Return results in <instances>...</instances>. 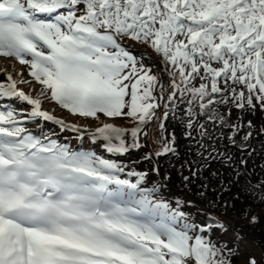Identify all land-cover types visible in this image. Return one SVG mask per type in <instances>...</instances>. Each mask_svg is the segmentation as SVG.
I'll use <instances>...</instances> for the list:
<instances>
[{
  "label": "snow or ice",
  "instance_id": "obj_1",
  "mask_svg": "<svg viewBox=\"0 0 264 264\" xmlns=\"http://www.w3.org/2000/svg\"><path fill=\"white\" fill-rule=\"evenodd\" d=\"M0 58V264H264V0H0Z\"/></svg>",
  "mask_w": 264,
  "mask_h": 264
},
{
  "label": "rangeland",
  "instance_id": "obj_2",
  "mask_svg": "<svg viewBox=\"0 0 264 264\" xmlns=\"http://www.w3.org/2000/svg\"><path fill=\"white\" fill-rule=\"evenodd\" d=\"M136 50H138V51H140V49L139 48H136ZM0 67H2V68H5V67H7V68H11V64L9 63V61H7V60H4L3 58H0ZM16 69L17 70H19V69H21L22 68V66H19V65H17L16 64ZM14 75H15V73H14ZM25 75H27V73L25 72ZM25 90H27V89H25ZM55 106L54 105H51V104H46L45 105V108H48V109H52V108H54ZM58 107H55V114L57 115V116H59V117H65V118H67L68 120H69V122H71V123H73V122H75V123H79V124H81V125H84V124H87L88 122L87 121H84V120H82V119H80V120H77L76 118H74V117H70V116H68V114L66 113V112H64V111H62V110H60L59 108L57 109ZM49 125H51L50 126V128H48V129H45L47 132H50V130L53 128V126L54 125H52V124H50L49 123ZM89 126H91V125H89ZM72 146L73 147H76L77 145H76V142H74V144H72ZM86 147H87V145H86ZM257 148L259 149L260 148V145L259 144H257ZM147 150V149H146ZM145 150V151H146ZM141 153H143V152H141ZM114 157H111V159H113ZM119 159H121V157H118ZM124 159V158H123ZM136 159H137V157H136ZM257 160H259V157H257L256 158ZM260 163H264V161H259ZM121 163H125L124 161H121ZM254 163H255V161H254ZM165 167L167 166L166 164L164 165ZM136 168H137V170H148L150 167H151V164H147V165H143V164H140V165H137V166H135ZM165 191H167V190H165ZM257 212H259V209H257ZM253 236H254V241H253V243L252 244H250L249 246H248V248H249V252H251L252 254H255V255H259L258 256V259L261 257V255H262V253H261V250H260V243L262 242V241H264V235H262L261 234V229L260 228H257V229H255L254 231H253ZM247 255H248V253H245L242 257H241V259L243 260V259H246V257H247Z\"/></svg>",
  "mask_w": 264,
  "mask_h": 264
},
{
  "label": "trees",
  "instance_id": "obj_3",
  "mask_svg": "<svg viewBox=\"0 0 264 264\" xmlns=\"http://www.w3.org/2000/svg\"><path fill=\"white\" fill-rule=\"evenodd\" d=\"M134 157H136L135 154H133L130 158H134ZM130 158H129V159H130ZM131 160H132V159H130L129 161H131ZM256 256H257V258H258L259 255H256Z\"/></svg>",
  "mask_w": 264,
  "mask_h": 264
},
{
  "label": "bare ground",
  "instance_id": "obj_4",
  "mask_svg": "<svg viewBox=\"0 0 264 264\" xmlns=\"http://www.w3.org/2000/svg\"><path fill=\"white\" fill-rule=\"evenodd\" d=\"M0 68H2V67H0Z\"/></svg>",
  "mask_w": 264,
  "mask_h": 264
}]
</instances>
